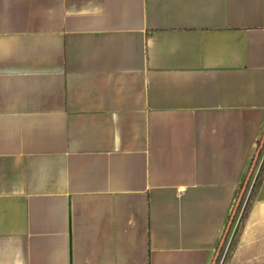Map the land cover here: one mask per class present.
Listing matches in <instances>:
<instances>
[{
  "label": "crops",
  "instance_id": "crops-1",
  "mask_svg": "<svg viewBox=\"0 0 264 264\" xmlns=\"http://www.w3.org/2000/svg\"><path fill=\"white\" fill-rule=\"evenodd\" d=\"M263 134L264 0H0V264H221Z\"/></svg>",
  "mask_w": 264,
  "mask_h": 264
},
{
  "label": "trees",
  "instance_id": "trees-1",
  "mask_svg": "<svg viewBox=\"0 0 264 264\" xmlns=\"http://www.w3.org/2000/svg\"><path fill=\"white\" fill-rule=\"evenodd\" d=\"M263 144H264V134H263V137L260 139V141L258 143L257 150L255 152V155H254L252 161H251V166H250V169L248 171L246 180H245L244 184H242L243 186H242L241 189H243L244 187H246L247 182H248V180L250 179V177L252 175V172L254 170L255 164H256V162L258 160V157L260 155V152H261V149L263 147ZM263 174H264V155H263L262 160H261V162H260V164L258 166V169H257V172L255 174L254 180H253V182L251 184V188H250L249 193L247 195V198L245 200L244 207H243L242 212L240 214V217H239V220L237 222V225H236V227H235V229H234V231L232 233L231 239H230V241L228 243V246H227V249H226L225 254L223 256V259H222L221 264H227V261H228L229 257L231 256V254H232V252H233V250H234V248L236 246V243L238 241V238H239V235H240V232H241L243 223H244V221L246 219V216H247V213H248V211L250 209V206H251L252 202L255 199V196H256V193L258 191L259 185L261 183ZM236 207L238 208L237 205H236ZM229 227H230V225H229ZM229 227L228 228L226 227V229L224 231V234H223L224 237H226V235H227V233L229 231ZM222 244H221V248H222ZM221 248L219 250H221ZM219 250L217 249V252L218 253H217L216 260L219 257V252H220ZM215 261H214V264H215Z\"/></svg>",
  "mask_w": 264,
  "mask_h": 264
},
{
  "label": "water",
  "instance_id": "water-1",
  "mask_svg": "<svg viewBox=\"0 0 264 264\" xmlns=\"http://www.w3.org/2000/svg\"><path fill=\"white\" fill-rule=\"evenodd\" d=\"M243 191H244V189H242V191L240 192V194H239V196H238V198H237V200H236L235 207H236V205L239 203ZM234 211H235V209L233 210V213H234ZM232 216H233V214L231 215V218H232ZM231 218H230V220H229V222H228V227H229V224H230ZM219 248H220V246H219ZM219 248H218V250H219ZM217 253H218V252H217ZM217 253H216V255L214 256L213 263H214V261L216 260Z\"/></svg>",
  "mask_w": 264,
  "mask_h": 264
}]
</instances>
